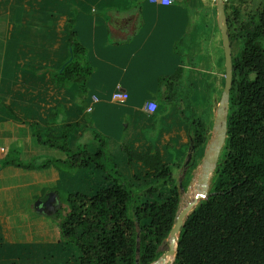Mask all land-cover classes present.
Segmentation results:
<instances>
[{
	"label": "crops",
	"instance_id": "crops-1",
	"mask_svg": "<svg viewBox=\"0 0 264 264\" xmlns=\"http://www.w3.org/2000/svg\"><path fill=\"white\" fill-rule=\"evenodd\" d=\"M216 10V0H172L169 6L150 0H0V261L10 264L27 253V245L57 248L60 190L84 192L97 182L88 169L68 176L56 166L4 167L11 153L25 162L66 158L36 143L33 124L43 136L79 124L71 135L74 150L88 145L95 151L99 134L127 178L147 168L130 160L124 146L141 155H154L156 147L164 164L172 163L165 149L174 147L175 161L182 160L191 138L176 109L162 99L195 100L199 114L207 100L214 120L226 75ZM71 38L85 48L83 88L53 80L73 59ZM117 91L128 94L125 103L112 100ZM94 97L100 101L93 103ZM150 102L158 105L155 113L147 109Z\"/></svg>",
	"mask_w": 264,
	"mask_h": 264
},
{
	"label": "trees",
	"instance_id": "trees-1",
	"mask_svg": "<svg viewBox=\"0 0 264 264\" xmlns=\"http://www.w3.org/2000/svg\"><path fill=\"white\" fill-rule=\"evenodd\" d=\"M226 13L231 44L240 39L244 42L233 58L226 143L210 191L209 183L203 190L204 196L209 191V197L200 201L180 231L175 259L162 257L157 264L173 260V264H264V9L257 17L242 21L239 4L226 0ZM70 41L73 59L53 75V80L59 87L78 83L83 88L87 69L80 59L85 48L75 39ZM162 101L176 109L186 127L191 138L187 153L195 149L182 181L185 188L204 157L212 115L206 120L197 115L195 100L190 98L167 96ZM78 127L77 123L67 124L59 135L43 136L39 127L32 125L36 143L62 151L64 160L34 157L25 162L8 156L2 165L25 170L50 166L90 170L97 178L91 193H69L65 214L62 207L56 211L61 240L79 249V264L154 263L161 257L159 249L169 238L180 211L176 173L184 166L187 154L179 162L174 159L164 164L159 152L141 155L124 146L130 160L147 168L132 178L146 182L142 197L134 193L133 181L119 169L104 137L95 134L99 142L95 151L88 145L72 149L71 138ZM208 166L201 168L190 188L188 203L195 200ZM173 242L174 238L169 240L170 245Z\"/></svg>",
	"mask_w": 264,
	"mask_h": 264
},
{
	"label": "rangeland",
	"instance_id": "rangeland-1",
	"mask_svg": "<svg viewBox=\"0 0 264 264\" xmlns=\"http://www.w3.org/2000/svg\"><path fill=\"white\" fill-rule=\"evenodd\" d=\"M236 4H239V8L241 10V16L242 17V21L243 19H250L251 17H257L258 14L264 9V0H235ZM217 11V10H216ZM199 24H201V29L203 31L202 35L204 36V38L207 37L208 33V28H207V23L204 22V20H201L199 22ZM244 42L242 39H240L239 41H236L234 43H232V50H233V58H236L240 51L241 48L243 46ZM208 73L211 72L207 71ZM205 74L206 80L211 81V77L210 74ZM209 86H211V83H209ZM209 91H211V87L208 88ZM222 98V94L217 98L216 100V108H218L219 102L221 101ZM205 102V107L203 109V111L201 112V114L197 113V115H199L202 118H206V116L208 115L207 112V107H210L211 104L207 101V100H203ZM197 112V111H196ZM217 112V109H216ZM215 118H216V113L214 116V120L208 124V134H207V144L210 143L214 137V129H215ZM206 120V119H205ZM207 122H209L207 120ZM154 143H156V141H153ZM18 146L19 143H18ZM154 148V149H153ZM151 148L152 151H158L159 154L161 155V152L156 148L153 147ZM17 149H20L19 147ZM186 149L187 147L183 148V151L186 153ZM108 151L109 148H108ZM165 151L171 156V162L173 163L176 155H177V149L174 147L171 148H166ZM11 157H20L18 153H11L10 155ZM162 156V155H161ZM188 156V153H187ZM188 157H186L184 159V164L186 162ZM202 168V160L200 161V164L198 165V167L193 171L192 173V179L189 183V185L187 187H183L180 189V194H181V207H180V212L188 205L187 202V198L186 196L189 193V190L191 188V186H193V182L197 179L198 174L200 172ZM63 172H65L68 176H76L77 175V170L72 169V168H65L63 167ZM119 169L121 170V168L119 167ZM185 170H184V166L180 169L177 170L176 173V178L179 182V184L182 185V181L184 179V174ZM127 178V177H126ZM92 179L93 181H95V176L92 175ZM131 181H133V191L134 193H140V196H142L143 194L141 193V189L145 188V184L146 182L143 181H136V180H132V178H130ZM212 182V181H211ZM211 188V183H210V187H209V191ZM81 193H85V194H90L91 193V189H88L84 192H82L81 190H79ZM75 193V192H74ZM69 195L68 192H64L62 190H60V200L63 203V207H62V212L65 214V209H66V198ZM143 197V196H142ZM169 240L170 238H168L160 247L159 251L161 254V257L163 255H165L166 252H168L169 248H170V244H169ZM51 246H38V245H27L25 246V248L27 249V253L23 254V255H19L17 256L15 259H12L10 261V264H79V256H80V252L79 249L77 247H75L72 243H69L68 241L62 240L59 242L57 248L55 247V245L53 247ZM161 257L155 261L158 262ZM0 264H5V261H0Z\"/></svg>",
	"mask_w": 264,
	"mask_h": 264
},
{
	"label": "water",
	"instance_id": "water-1",
	"mask_svg": "<svg viewBox=\"0 0 264 264\" xmlns=\"http://www.w3.org/2000/svg\"><path fill=\"white\" fill-rule=\"evenodd\" d=\"M216 2H217L218 25L222 34L224 54H225L226 75H225L224 91L216 112L214 137L212 141L207 144L205 154L202 159V167L213 165L212 172L209 174L208 177L204 179L205 182L209 183V187L227 139L229 99H230L231 89L233 86V69H234L233 50L230 40L228 17L226 13V0H216ZM194 150L195 149L192 148L189 151L188 160L185 164L186 169L192 160ZM186 169L184 174L186 173ZM180 188H183L181 184H180ZM208 197H209V191L205 196H198L193 202L188 203V205L181 212L179 211L178 216L176 218V223L169 236L170 239L177 237V243L176 245H170L168 252H166V254L162 256L164 259L168 256H173L175 259V255L177 253L178 238L180 235V231L185 224V220L199 205L200 201L205 200ZM173 262L174 260L169 264H173ZM152 264H157V262H154Z\"/></svg>",
	"mask_w": 264,
	"mask_h": 264
},
{
	"label": "built area",
	"instance_id": "built-area-1",
	"mask_svg": "<svg viewBox=\"0 0 264 264\" xmlns=\"http://www.w3.org/2000/svg\"><path fill=\"white\" fill-rule=\"evenodd\" d=\"M151 3L154 4H161L163 6H169L172 4V0H150ZM129 96L127 93L125 92H120L117 91L113 94L112 96V100L114 102H118V103H125L128 100ZM93 103H98L100 100L97 97H94L93 99ZM150 112L155 113L158 109V105L155 102H150L147 108ZM92 110V107L89 108V111Z\"/></svg>",
	"mask_w": 264,
	"mask_h": 264
},
{
	"label": "bare ground",
	"instance_id": "bare-ground-1",
	"mask_svg": "<svg viewBox=\"0 0 264 264\" xmlns=\"http://www.w3.org/2000/svg\"><path fill=\"white\" fill-rule=\"evenodd\" d=\"M206 167H207V166H206ZM212 167H213V165H209L208 168L206 169V171H205V173H204V176H203V179H202V183H201V185H200L199 192H198V194L196 195V198H197L198 196H204V195H203V190H204L205 185H206V183H207V182L204 181V179H205L206 177L209 176ZM194 182H195V181H194ZM193 184H194V183H193ZM191 187H192V186H191ZM196 198H195V199H196ZM176 241H177V237L174 238L173 245H176ZM168 257H171V256H168ZM172 257H173V256H172ZM166 258H167V257H166ZM166 258H165V259H166Z\"/></svg>",
	"mask_w": 264,
	"mask_h": 264
}]
</instances>
